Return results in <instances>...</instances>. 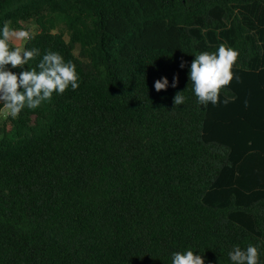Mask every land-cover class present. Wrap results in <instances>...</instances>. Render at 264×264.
I'll list each match as a JSON object with an SVG mask.
<instances>
[{
    "label": "trees",
    "instance_id": "1",
    "mask_svg": "<svg viewBox=\"0 0 264 264\" xmlns=\"http://www.w3.org/2000/svg\"><path fill=\"white\" fill-rule=\"evenodd\" d=\"M6 22L39 49L7 70L58 53L79 87L0 136V264H264V0H0ZM221 45L233 80L200 104L191 63Z\"/></svg>",
    "mask_w": 264,
    "mask_h": 264
},
{
    "label": "clouds",
    "instance_id": "2",
    "mask_svg": "<svg viewBox=\"0 0 264 264\" xmlns=\"http://www.w3.org/2000/svg\"><path fill=\"white\" fill-rule=\"evenodd\" d=\"M9 24L10 22H6L0 33L2 36L0 38V105H2L0 116L4 118L11 116L15 119L25 106L36 109L42 102L50 100L53 92L62 94L69 85L76 90L79 84L76 66L70 61L65 63L58 53L45 54L37 66L39 72L32 69L21 71L17 75L7 70V65H11L13 69L22 68L28 61L39 55V49L35 48L24 50L17 46L10 50V43L28 41L34 37V33L23 29L14 30L9 27ZM238 56V51L221 45L218 53H202L195 57L191 63L189 78L200 104L207 105L211 102L213 106H216L220 103V90L232 82L231 69ZM185 63L182 60L180 67L184 68ZM237 81L239 82V78ZM177 84L178 76H174L171 87L175 88ZM168 87L169 81L166 77H162L154 84L158 93ZM180 93L174 96L175 106L185 102L186 98ZM223 103L226 105L229 101L225 99ZM247 106L248 102L245 101V107ZM229 256L233 264H257L258 251L251 245L246 250L236 247ZM172 264H205V262L202 256L187 251L185 254L174 253Z\"/></svg>",
    "mask_w": 264,
    "mask_h": 264
},
{
    "label": "rangeland",
    "instance_id": "3",
    "mask_svg": "<svg viewBox=\"0 0 264 264\" xmlns=\"http://www.w3.org/2000/svg\"><path fill=\"white\" fill-rule=\"evenodd\" d=\"M23 27L27 28L30 31H35L36 29V24L33 21H27V22H23ZM26 41H21L19 43H15L12 42L10 43L11 45V50L14 49L17 46H20L22 48H24V44ZM8 67H11V65H7ZM10 117L4 118L3 116H0V136L3 135H12V126H11V121H10Z\"/></svg>",
    "mask_w": 264,
    "mask_h": 264
}]
</instances>
